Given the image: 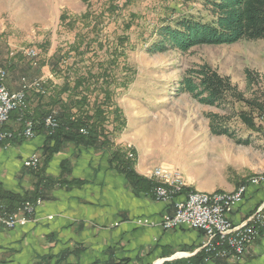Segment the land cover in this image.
Here are the masks:
<instances>
[{
    "label": "rangeland",
    "instance_id": "obj_1",
    "mask_svg": "<svg viewBox=\"0 0 264 264\" xmlns=\"http://www.w3.org/2000/svg\"><path fill=\"white\" fill-rule=\"evenodd\" d=\"M203 2L0 0V43L9 49L0 48V64L17 59L22 77L43 79L45 96L57 92L65 82L73 89L78 81H85L75 91L81 94L79 101L87 98L89 106L82 111H91L110 93L122 119L129 116L127 131L134 143L141 145L148 133L163 138L158 143L169 160L160 171L167 172L168 167L177 172L184 188L190 190L185 196L231 193L228 191L235 187L236 191L242 182L264 172V118L256 114L255 128H249L232 112L179 93L177 85L186 70L208 64L231 78L246 98L257 97L264 103V42L149 52L166 19L186 13L206 16ZM32 48L38 53L36 60L25 55ZM53 64L59 67L57 75L52 74ZM248 71L255 80L253 85ZM104 108L107 129L114 131L121 121L113 115V107ZM236 111L251 112L243 105L236 106ZM136 114L145 117L139 119ZM213 114L231 118L227 127L233 139L211 134Z\"/></svg>",
    "mask_w": 264,
    "mask_h": 264
},
{
    "label": "crops",
    "instance_id": "obj_2",
    "mask_svg": "<svg viewBox=\"0 0 264 264\" xmlns=\"http://www.w3.org/2000/svg\"><path fill=\"white\" fill-rule=\"evenodd\" d=\"M0 48L9 51L5 44L0 43ZM11 65L7 86L16 92L23 70L17 59L9 61L8 66ZM40 95L31 91L25 109V115L36 120L47 110ZM19 117L13 113L6 125L7 131L18 136ZM125 117L126 127L113 134L111 148L68 143L54 155L44 172L42 153L48 134L40 125L33 139L19 137L0 147V189L25 196L39 185L42 195L30 223L10 230L0 228V264H232L222 258L206 260L205 254L198 251L204 240L200 231L187 227L166 231L135 224L138 219L159 222L165 215H173L175 207L141 192L110 164L117 148L136 152L135 171L148 180L154 169L168 164L166 149L158 143L163 138L148 133L137 145L127 131L129 116ZM33 156L40 158V169L36 171L24 165ZM185 193L175 201L184 199ZM263 197L264 186L249 187L242 202L230 213L231 222L239 224L245 220ZM177 253L187 256L175 259ZM201 254L204 257L200 259ZM239 264H264V231Z\"/></svg>",
    "mask_w": 264,
    "mask_h": 264
},
{
    "label": "trees",
    "instance_id": "obj_3",
    "mask_svg": "<svg viewBox=\"0 0 264 264\" xmlns=\"http://www.w3.org/2000/svg\"><path fill=\"white\" fill-rule=\"evenodd\" d=\"M203 8L206 16L186 13L166 19L157 29L155 33L157 39L150 47L149 52L163 53L168 49L187 52L196 46L231 45L240 41L264 42V0H204ZM5 67L9 71L12 65L8 66L7 63ZM58 68L56 64H53L52 74L57 75ZM89 74L94 76L91 72ZM247 77L250 85H253L255 80L251 72H247ZM83 84L85 81L80 80L73 89H70L65 82L54 94L40 95L41 99L46 101L47 110L39 114L38 121L29 114L25 115V112L23 116L17 112L20 115L21 126L19 136L15 134L11 143L19 137L26 139L22 136L26 120L34 122L35 132L38 125H40V129L47 131L48 139L42 153V172L45 171L54 155L60 152L66 144L75 143L94 148H111L114 145V132L120 133L126 127V121L121 117V110L112 103L110 93H107L106 99L95 105L91 111L86 109L82 111L89 106L87 98L84 97L79 101L81 94L75 93V91L80 90ZM177 91L188 94L202 105L232 112L249 128H255L256 114L258 117L264 118V103L260 98H246L245 94L232 83L231 78L220 75L208 64L186 70L178 82ZM65 94L66 98L63 97ZM104 105L113 107V115L116 116V120L121 121L120 126L112 132L107 129L108 117H106ZM238 105L249 108L251 112L236 111ZM52 113L55 114L59 127L51 134L45 128L44 119ZM210 117L212 119L210 118L209 128L212 135L227 136L233 139V135L227 127L231 119L227 114H213ZM82 130L85 133H82ZM238 142L248 144V141ZM136 160V152L133 149L117 148L111 154L110 164L118 172L124 174L128 182L141 192L153 196L157 184L136 173ZM29 169L36 171L40 168L38 165L37 168ZM39 188L40 186L37 185L32 194L25 196L14 195L0 189V204L4 205L9 212H16L22 205L28 202L37 203L42 198ZM186 191L190 190L184 188L182 192ZM203 257L201 254L200 259Z\"/></svg>",
    "mask_w": 264,
    "mask_h": 264
},
{
    "label": "built area",
    "instance_id": "obj_4",
    "mask_svg": "<svg viewBox=\"0 0 264 264\" xmlns=\"http://www.w3.org/2000/svg\"><path fill=\"white\" fill-rule=\"evenodd\" d=\"M25 55L31 60H36L38 53L36 49H28ZM8 71L0 64V147L11 144L15 133L6 130L11 115L20 112L23 116L27 97L31 91L44 95L43 79H29L22 77L19 90L11 92L7 86ZM45 128L52 134L59 127L54 113L44 119ZM85 133L84 130L81 131ZM22 136L26 139L35 137L34 122L26 120ZM40 163L38 156H33L24 165L26 168H37ZM150 180L156 182L154 196L157 201L165 204H174L175 213L165 215L159 222L149 219H138L135 224L144 227H160L163 230H175L187 227L203 233L204 240L198 251L204 253L206 260L222 258L232 264L242 263L245 259L247 249L252 245L264 231V197L259 206L245 220L239 224L231 222L229 215L242 202L249 187L264 186V179L250 178L247 182L239 185V192L235 197H209L195 196L189 193L184 199L175 201L184 189L181 176L167 167V172H160V167L154 169ZM41 201L37 203H26L16 212H9L0 204V228L15 229L26 226L33 219L36 209ZM184 253H177L175 259L186 257Z\"/></svg>",
    "mask_w": 264,
    "mask_h": 264
},
{
    "label": "bare ground",
    "instance_id": "obj_5",
    "mask_svg": "<svg viewBox=\"0 0 264 264\" xmlns=\"http://www.w3.org/2000/svg\"><path fill=\"white\" fill-rule=\"evenodd\" d=\"M162 172V171H160ZM252 178L255 179H264V172L261 174L255 175ZM250 179V178H249ZM247 182V180H246ZM184 184V183H182ZM239 192V187L236 189V191H233L231 193H225V192H214V193H195V196H209V197H235V194Z\"/></svg>",
    "mask_w": 264,
    "mask_h": 264
}]
</instances>
